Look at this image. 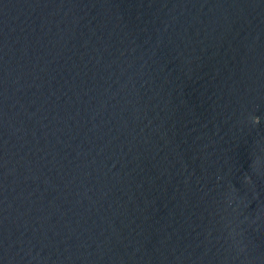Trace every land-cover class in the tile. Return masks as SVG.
<instances>
[{"label":"water","instance_id":"1","mask_svg":"<svg viewBox=\"0 0 264 264\" xmlns=\"http://www.w3.org/2000/svg\"><path fill=\"white\" fill-rule=\"evenodd\" d=\"M0 264H264V0H0Z\"/></svg>","mask_w":264,"mask_h":264}]
</instances>
